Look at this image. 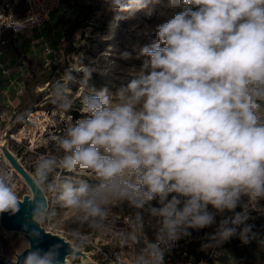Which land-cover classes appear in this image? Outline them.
<instances>
[{
    "label": "clouds",
    "instance_id": "1",
    "mask_svg": "<svg viewBox=\"0 0 264 264\" xmlns=\"http://www.w3.org/2000/svg\"><path fill=\"white\" fill-rule=\"evenodd\" d=\"M151 2L104 0L110 11L130 15ZM170 2L183 10L139 48L136 59H144L126 86L97 89L89 83L96 69L82 64L81 79L69 68L52 85L51 103L68 115L51 137L55 154L36 160L30 183L38 223L49 192L93 227L126 204L139 210L129 223L142 231L146 212L158 227L138 264H164L173 242L217 217L212 241L239 234L247 243L257 235L247 223L250 209L264 200V0ZM21 203L12 176L0 169V214L17 213ZM29 235L42 238L39 228ZM61 247L28 248L16 264H60Z\"/></svg>",
    "mask_w": 264,
    "mask_h": 264
},
{
    "label": "rangeland",
    "instance_id": "2",
    "mask_svg": "<svg viewBox=\"0 0 264 264\" xmlns=\"http://www.w3.org/2000/svg\"><path fill=\"white\" fill-rule=\"evenodd\" d=\"M48 1L54 4L47 18L39 26L24 27L18 23L28 8V0H0V169L12 176L21 199L32 193L7 154L31 176L34 163L42 154H55L51 137L60 134L68 114L57 111L51 103L52 85L69 68L81 79L83 73L78 69L82 64L96 69L89 83L97 89L107 87L115 92L126 86L144 59H136L139 48L155 41L156 27L183 10L170 0H153L131 15L110 11L104 0ZM124 52L131 53V58H122ZM73 91L78 108L80 91ZM70 115L78 118L80 113L74 109ZM79 179L72 177L74 184ZM45 198L47 208L39 218L41 222L35 215L31 220L82 251L67 255V264H138L148 243L155 241V221L150 222L145 212L143 230L134 229L129 221L135 220L139 210L126 204L114 207L103 226L93 227L81 219L78 210L65 209L58 193L49 192ZM258 209H250L247 223L254 225L252 232L257 235L247 243L239 234L220 244L212 241L210 237L220 219L217 217V224L189 229V236L173 242L164 254V264H264V200ZM205 244L213 246L205 248ZM28 245L25 233L0 225L3 260L14 261L16 254Z\"/></svg>",
    "mask_w": 264,
    "mask_h": 264
},
{
    "label": "water",
    "instance_id": "3",
    "mask_svg": "<svg viewBox=\"0 0 264 264\" xmlns=\"http://www.w3.org/2000/svg\"><path fill=\"white\" fill-rule=\"evenodd\" d=\"M9 159L12 162L13 167L17 172L21 173V176L26 181L27 185L30 187L31 183V174L17 162V160L7 154ZM31 193L32 189L30 188ZM21 199V198H20ZM32 199L29 195H24L21 199L22 203L20 205V210L15 213H2L0 214V225L7 230H16L25 233L29 239V245L23 248L20 252L16 254V258L12 262H6L0 257V264H16L17 258L21 256L23 253L26 254L28 248H36L39 247L45 251H47L52 245L60 243L62 247L59 249V255L57 259L60 261V264L65 262L67 255H79L82 254V251L75 249L69 241L64 239L62 236L54 234L48 230L42 228L36 221H32L31 217L34 216L33 209L34 205L29 203ZM46 200V198H45ZM47 208V201H46ZM46 208L43 210L45 211ZM32 228H39L41 231L42 238L40 240H34L29 232Z\"/></svg>",
    "mask_w": 264,
    "mask_h": 264
},
{
    "label": "built area",
    "instance_id": "4",
    "mask_svg": "<svg viewBox=\"0 0 264 264\" xmlns=\"http://www.w3.org/2000/svg\"><path fill=\"white\" fill-rule=\"evenodd\" d=\"M53 4L52 1L49 2L48 0H43L42 2L40 0H28V8L18 25H23L24 27L39 26L47 18ZM30 17L35 19L30 21ZM12 30L16 31L17 29L13 28Z\"/></svg>",
    "mask_w": 264,
    "mask_h": 264
},
{
    "label": "bare ground",
    "instance_id": "5",
    "mask_svg": "<svg viewBox=\"0 0 264 264\" xmlns=\"http://www.w3.org/2000/svg\"><path fill=\"white\" fill-rule=\"evenodd\" d=\"M21 175V174H20ZM26 182V181H25ZM73 246V245H72ZM74 248H75V246H73ZM68 261H69V257H66V259H65V263L64 264H67L68 263Z\"/></svg>",
    "mask_w": 264,
    "mask_h": 264
},
{
    "label": "trees",
    "instance_id": "6",
    "mask_svg": "<svg viewBox=\"0 0 264 264\" xmlns=\"http://www.w3.org/2000/svg\"><path fill=\"white\" fill-rule=\"evenodd\" d=\"M183 9V8H182Z\"/></svg>",
    "mask_w": 264,
    "mask_h": 264
}]
</instances>
